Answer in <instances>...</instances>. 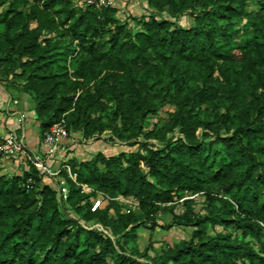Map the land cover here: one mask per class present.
<instances>
[{"label": "trees", "instance_id": "16d2710c", "mask_svg": "<svg viewBox=\"0 0 264 264\" xmlns=\"http://www.w3.org/2000/svg\"><path fill=\"white\" fill-rule=\"evenodd\" d=\"M6 1L0 0V74L8 77L15 67L7 65L18 63L42 137L64 118L70 135L87 139L111 129L114 139L145 140L135 151L65 155L76 181L61 172L64 199L31 161L22 173L0 172V264H150L134 258V245L125 252L138 238L135 226L128 229L138 219L121 212L128 205L118 196L136 200L151 228L162 208L182 199L185 209L174 221L193 226L192 235L156 257L143 252L152 264H264V0H254V8L247 0H148L172 16L202 14L185 27L152 12L135 31L113 6L9 0L5 7ZM243 20L250 31L237 42L234 23ZM104 33L108 38L97 40ZM169 103L177 109L145 131V117ZM201 127L216 136L199 139ZM222 128L233 133L222 136ZM176 129L182 136L167 138ZM30 176L35 182L26 188ZM102 194L109 198L93 209ZM199 194L204 212L189 197ZM62 199L78 218L65 216ZM94 223L120 235V249Z\"/></svg>", "mask_w": 264, "mask_h": 264}, {"label": "rangeland", "instance_id": "374dc122", "mask_svg": "<svg viewBox=\"0 0 264 264\" xmlns=\"http://www.w3.org/2000/svg\"><path fill=\"white\" fill-rule=\"evenodd\" d=\"M8 1L4 4L6 7L8 5ZM116 0H114L115 2ZM140 1V0H139ZM144 3L138 2V0H119V7H115V3H113V7L116 8L115 16L116 18L122 23L127 22L128 27L132 30H138L140 27V21L143 19H147L149 14L154 12V16L159 19H169L171 21H174L176 25L180 26H190L196 23L197 21V15H201L202 11L200 9H186L179 13H177L175 16H172L168 10L167 7H165L162 12H158L154 8L150 7L148 5V0H142ZM141 2V1H140ZM247 6L250 8H254L255 1L254 0H247ZM23 9L27 10V6H22ZM212 7H208L207 10H210ZM38 26V23L35 21L31 22V27L35 28ZM250 31V27L246 23L245 20L243 21H237L234 23V31L232 32V37L237 41L241 42L244 35L247 34ZM42 34L46 36H51L53 39L59 38L57 35L54 34H46L44 30L42 29ZM108 33H104L102 36H99L97 40H103L108 38ZM69 41V38L67 39ZM79 50V47H76V51ZM70 51V49H69ZM75 51V52H76ZM73 52V51H71ZM73 52V53H75ZM17 62H12L10 65L7 66H13L15 68V72L8 73L7 75L12 76L14 75V78H16L19 82L17 84L24 88V84L26 82L25 79H19L17 74L21 71L20 68L16 67ZM73 72L72 69H69V73L71 74ZM69 85V81H66V86ZM30 93V92H28ZM69 93H72V90L69 91ZM78 93H76L77 97ZM177 107L173 104H166L164 107H162L157 113H150L148 114L145 119L143 120V129L145 131L152 129L154 126H162L167 117L170 115L171 112L175 111ZM104 120H108V116L104 117ZM208 136L215 137V133L211 131L208 128H199L197 131V135L199 139L204 140L205 134ZM220 133L222 136L231 135L233 133V128L230 130H226L224 128L220 129ZM173 137L174 139L178 136H182L181 132L176 129L172 133L167 134L168 137ZM145 139L142 135L138 136L137 138H133L129 141L125 140H118L114 139L112 137V131L111 129H106L101 134H95L89 138L83 137L81 132H73L72 135H70V138L68 140V152H73L74 155L78 159H88L92 157L97 152H102L105 155H112L117 154L120 151H135L140 148L141 142H143ZM150 143L154 144L156 147H161L162 142L158 139L151 138L148 140ZM76 143V146L74 149H71V146ZM217 146V144L215 145ZM218 147V146H217ZM24 171V170H23ZM22 171V172H23ZM1 173H5L3 171H0ZM7 172V171H6ZM18 171L17 173H22ZM261 170L259 171L260 174ZM17 174L13 171H8L7 174ZM44 182L50 184L54 188H56L58 194L63 195V199L66 196V193L68 191L67 182L65 180L64 175L59 176H45ZM37 194V193H36ZM189 197H195V202L192 204V207L197 210H202L204 212V206H205V197L202 194L199 195H193ZM62 199L63 205H61V210L65 214L66 217H72V218H78L77 213L75 210L67 205L64 200ZM128 205L127 207H124L121 209V212L127 213L132 211V218L138 219V221L131 223L128 226V229L131 226H135V232L137 233L138 238L136 240H131L126 245V254H130V247L136 246L139 248V253H133L134 258L138 261L148 262L152 264V260L148 259L149 256L156 257L160 253H162L165 248H167L169 245H172L174 242L189 239L192 235L193 226L190 225H184V224H178L174 221V214H177L185 209V205L182 203V199L179 201L168 204L164 208H162L154 217V220L157 222V226L155 228L150 227V222L145 221V217L143 216L141 210L138 208V203L136 200H133L132 202H126ZM104 202H102L99 207L103 206ZM90 227H95L97 229L102 230L104 233L108 234L112 240L115 242L117 248L120 249V235L113 234L112 231L109 228H104L100 223H94L91 224ZM217 229L221 230L223 229L221 226H218ZM211 230V229H210ZM230 230V228L228 229ZM101 231V232H102ZM248 240H253L250 236L246 237ZM143 252H146L147 256H143ZM132 254V253H131Z\"/></svg>", "mask_w": 264, "mask_h": 264}, {"label": "built area", "instance_id": "2783aa9c", "mask_svg": "<svg viewBox=\"0 0 264 264\" xmlns=\"http://www.w3.org/2000/svg\"><path fill=\"white\" fill-rule=\"evenodd\" d=\"M77 5L94 6L103 8L113 6L114 0H74ZM70 131L64 118L54 123L47 131L44 132L42 142L44 145L43 156L31 154L25 144L22 136H19L15 131L7 134H0V163L6 159H19L31 161L43 173L49 176H59L64 170L67 174L76 181V173L72 171L70 164L58 159V153H64L68 149V140ZM35 180L33 177H28L25 182L26 188H32ZM83 190L90 191L92 188L86 184H82ZM107 195H100L93 201L92 208H97ZM116 199L122 202H132L133 200L118 196Z\"/></svg>", "mask_w": 264, "mask_h": 264}, {"label": "crops", "instance_id": "0c3cea01", "mask_svg": "<svg viewBox=\"0 0 264 264\" xmlns=\"http://www.w3.org/2000/svg\"><path fill=\"white\" fill-rule=\"evenodd\" d=\"M123 1V0H120ZM141 1V2H140ZM138 0L139 4L144 3ZM146 1V0H145ZM115 7H119V0H116ZM17 79L12 76L5 77L0 74V134H7L15 131L22 136L31 154L43 156L44 145L40 120L35 111L36 102L28 91L21 88ZM76 143L71 146L74 149ZM76 156L73 152L68 154L58 153L57 158ZM1 171L22 172L29 168V161L19 159H6L0 163ZM7 171V172H6ZM11 174V173H9Z\"/></svg>", "mask_w": 264, "mask_h": 264}]
</instances>
